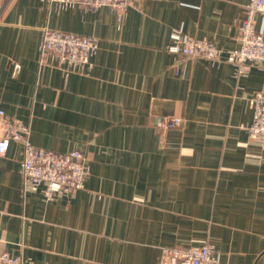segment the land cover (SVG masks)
<instances>
[{"label": "crops", "instance_id": "1", "mask_svg": "<svg viewBox=\"0 0 264 264\" xmlns=\"http://www.w3.org/2000/svg\"><path fill=\"white\" fill-rule=\"evenodd\" d=\"M249 0H129L106 7L0 0V109L30 143L78 150L83 189L25 192L22 145L0 155V252L23 264H159L163 248L210 245L224 264H264V143L250 100L264 70L168 52L172 34L238 47ZM255 27L264 33L258 15ZM94 37L82 72L40 64L41 29ZM180 119L166 128L163 117Z\"/></svg>", "mask_w": 264, "mask_h": 264}, {"label": "built area", "instance_id": "2", "mask_svg": "<svg viewBox=\"0 0 264 264\" xmlns=\"http://www.w3.org/2000/svg\"><path fill=\"white\" fill-rule=\"evenodd\" d=\"M59 8L75 5L86 9L106 7L116 16L119 26L123 23L129 0H40ZM240 21L238 47L222 51L209 41L172 34V45L168 52L182 59H205L215 63H227L235 70L237 77L245 76L253 67L264 70V33L255 27V18L264 19V0H249L243 9ZM98 49L94 37L41 29L39 46L40 64H49L68 72L80 73L90 63ZM251 123L244 127L250 139L264 143V93H256L250 100ZM166 128L178 127L180 119L166 116L161 119ZM22 145L20 173L25 192L40 190L45 200L55 195L70 196L83 189L89 172L86 158L78 150L57 153L34 147L29 141L27 126L8 119L0 109V155H3L9 142ZM0 264H23L20 255L0 252ZM159 264H224L218 259L216 250L210 245L189 248H163Z\"/></svg>", "mask_w": 264, "mask_h": 264}]
</instances>
